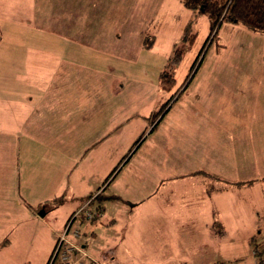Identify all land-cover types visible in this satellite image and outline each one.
I'll return each instance as SVG.
<instances>
[{
  "label": "crops",
  "instance_id": "0c3cea01",
  "mask_svg": "<svg viewBox=\"0 0 264 264\" xmlns=\"http://www.w3.org/2000/svg\"><path fill=\"white\" fill-rule=\"evenodd\" d=\"M192 17L183 0H0V237L19 233L29 245L44 239L41 253L46 261L61 229H55L58 220L53 226L41 221L38 213L43 207L44 219L65 203L72 207L71 214L98 190L105 202H117L120 192L130 191V205L140 204L145 199L141 183L137 186L127 176L137 171L141 179V172L152 165L160 171L153 205L156 233L166 241L187 227L197 228L201 205L192 207L187 204L191 196H178L168 172L167 159L172 155L185 153L183 161L192 163L190 153L181 152L176 142L183 125L187 148L201 157L198 170L211 171L217 165L215 170L222 172V187L216 192L221 207L214 217H224L223 224L208 227L222 231L223 226L225 232L260 230L253 217L259 209L264 212V187L256 195L257 207L250 204L249 195L254 196L260 180L264 182V172L237 178L236 170L264 171L262 163L251 165L242 149L248 139L252 143L248 132L255 133L249 127L252 115L246 112L250 109L256 115L248 96L257 94L263 78V82L245 79L248 87L239 77L237 83L223 79L241 74V69L197 67L180 107L187 114H175L166 122L167 114L154 130L165 122L166 129L148 143L149 134L131 150L151 129V116L161 104L160 73ZM34 31L37 44L9 41L12 33L16 39ZM243 85L248 89L243 91ZM241 97L247 99L243 104ZM198 119L202 131L200 126L192 129ZM253 126L255 130L257 125ZM127 151L132 153L130 159L107 181ZM130 162L126 175L120 174ZM241 219L250 222L242 226ZM256 240L262 241L258 247L264 261V236Z\"/></svg>",
  "mask_w": 264,
  "mask_h": 264
},
{
  "label": "rangeland",
  "instance_id": "374dc122",
  "mask_svg": "<svg viewBox=\"0 0 264 264\" xmlns=\"http://www.w3.org/2000/svg\"><path fill=\"white\" fill-rule=\"evenodd\" d=\"M193 27L194 31L197 32V38L195 44L186 49L184 59L176 70L178 85L184 82L199 51L202 49L204 42L210 34V21L208 15L204 12L199 14L195 19ZM34 33L35 31L33 34L23 33L24 37L16 39H14V34L12 33V39H9V41L19 42L26 39L28 43L33 42L34 45L37 44V36H35ZM181 43L178 44V46L181 45ZM203 57L200 66L241 69V74L223 75V79L231 78V82L234 81L237 83L236 78L239 77L243 80L242 83L247 84L245 79L256 77V81L263 82L261 78L264 79V31L254 30L242 22L226 20L218 29L214 42L205 50ZM250 70L252 72L255 71L256 74H244L245 71ZM200 76L201 74L199 73L198 77ZM249 86L250 85H248V87ZM245 89L246 86L243 85L242 90L244 91ZM161 93L164 97L162 100L166 101L169 95L163 92ZM181 96V98L179 97V99L174 102L168 112L170 116L168 119L166 118V122L174 117L175 114H187L186 111H180L183 100H185L184 94ZM248 98L252 110L254 109L256 112V115H254V112L250 109L246 111L249 115H252V117H250L249 127H251L252 132L255 131V133L251 136V132H248L247 137H252V143H249L250 140L248 139V142L245 141V143H248L247 146L242 149L246 151L245 157L251 165L262 163L264 166V82L259 84L257 94H250ZM246 100V98L241 97L242 104ZM200 120L201 119H198L192 122V129L197 130L200 126L202 131V122ZM166 122L162 123L157 130L151 133L147 140L148 143L150 140L157 137L163 129H166L164 128ZM254 124L257 125L255 130ZM150 130L151 129L145 132L146 136ZM185 130L186 125H183L182 133L177 136L176 142L181 152L190 153L188 155L192 157V163L183 161L187 155L185 153L172 155L170 160L167 159L170 167L168 172L174 177L172 181H176L177 195L180 196L181 194H185L188 196V199L189 196H191V201H188L187 204L192 207L201 205L200 209L203 210V215L202 218H200V226L197 228L194 227L193 230L187 227V230L185 228L187 225L183 224L186 230L170 235L171 239L164 241L165 236L161 234V232L156 233L155 231L153 218V205L156 192L155 177H157L156 175L157 173L159 174L160 171L153 165L150 166V169L147 167L146 170L141 172V179L137 171H131L127 179L130 181L132 180L137 186L141 183V191L144 192V197H142L145 199L141 201L140 204L131 206L128 195H131L132 192L123 191L120 192L121 197L117 202H105L104 200V206L107 207L106 213L97 215L92 220L94 223L89 221L75 223L74 228L81 231L80 237H78L76 241L74 240L78 247L77 258L81 259L83 264H214L218 262H224L225 264H256V258L253 254L252 236L256 233L257 238L259 236H264V212L262 209H259L257 213H254L253 217L260 223V230H258L257 227L250 229L242 228L241 230L230 228L228 232H225L223 226L222 231L217 230L215 226H213L215 227L214 229L208 227L209 223L210 225L214 222L223 224L224 217H214L218 212L217 206L219 205V207H221V200L218 198L219 196H216V192L222 187L223 182L220 180L222 172L220 170H215L217 165H215L214 168H210L211 171L198 170L197 164H201V157L195 155L197 152L187 148L188 139L185 137ZM191 142L193 143L194 140H191ZM193 144L197 148H200L199 144ZM133 149L135 150L136 148H132L131 150ZM131 154L130 151L129 153L127 151L121 154L115 162L113 169L116 166H122L124 163V161L122 163V160ZM138 155L139 153L133 160L131 159L134 163H136ZM166 158L168 157H163V160H166ZM119 162L122 164H119ZM165 162L163 161L162 163L165 164ZM131 165L132 162H130L126 170H123L120 174L125 171L126 175ZM262 170L248 171L237 167L236 177L243 178L246 174H260L264 172ZM263 187L264 182L260 180L253 188L254 196L249 195L251 200H254L249 201L246 195L245 200L257 207L259 201L256 195L260 193ZM231 188L232 186L228 187V189ZM236 191L243 194L240 189H236ZM99 193L103 192L98 190L91 196H97ZM108 194L109 193H106L105 196L107 197ZM222 200L228 204L227 199ZM232 202H234V200H232ZM67 205H69V203L63 204L54 213H50L48 218L45 217L44 219V217H41V221H48L49 224L53 226L52 224L58 220L61 226L60 224H56L55 229L57 231L61 229L59 231V233H61L64 226L62 223L63 219L69 217L72 209L70 206L66 208ZM57 206H60V204ZM89 208L95 209L96 205L90 206ZM222 210L227 211V209ZM190 220L187 222H192V219ZM178 221L180 222V218ZM194 221H196V218ZM249 222V219H241L242 226H246ZM37 227H39V225H37ZM58 235L56 238H58ZM0 238L2 240L0 243V264H47L48 259L43 261L41 253L45 252L44 239L39 243L37 242V244L32 242V244L29 245V240L25 237H21L19 233L3 234ZM256 241L257 244L261 245L262 241ZM72 258H75V256L72 255ZM234 259H239V261L234 262Z\"/></svg>",
  "mask_w": 264,
  "mask_h": 264
},
{
  "label": "trees",
  "instance_id": "16d2710c",
  "mask_svg": "<svg viewBox=\"0 0 264 264\" xmlns=\"http://www.w3.org/2000/svg\"><path fill=\"white\" fill-rule=\"evenodd\" d=\"M183 2H184V6L193 12V17L189 20V22L185 26L184 38H183L181 45L175 48L173 56L170 58L167 65L160 73L159 86L161 90L160 91L161 104L151 116V121H152L153 126L150 132L148 133V135L151 134L152 131L155 129V127L164 119V117L168 114L171 107L173 106L174 102L178 100L179 97L182 95V93L185 91L187 83L191 80L193 71L194 69H196L195 67H199L202 64V61L204 58L203 54L205 50H207L208 47L214 42L216 35H217V31L224 21L227 20V21H232V22H242L245 25L253 28L254 30L264 31V0H183ZM202 12L206 13L209 17L210 34L208 38L206 39V41L204 42L202 49L199 51L198 56L195 59L191 67V70L189 74L187 75V77L185 78L184 82L181 85H178L177 79H176V70L184 59L186 49L192 47L195 44V41L197 38V32L194 31L193 26H194L195 19ZM1 36L2 35H1V24H0V41L2 38ZM145 45L147 47L150 46L148 41L145 42ZM161 92L169 95V98L166 101L162 100V98L164 97ZM148 135L146 136L144 134L143 137H141L135 143L134 148H136L140 142L141 143L144 142L146 138L148 137ZM130 157L131 155H128L127 157H125V159H123V161L126 159H130ZM118 169L119 167L115 168L113 173L107 178V181H109L110 178H112V176L114 177ZM237 184H241V183H237ZM88 199L89 200L92 199L91 206L96 205V208L93 210H95L97 215L101 213L102 214L105 213L104 206H103V201L105 197L102 193L97 194V196L96 195L90 196ZM56 204L58 205L60 203L57 202ZM74 212L75 211H73L69 215V217L67 218L65 222V225L67 221L71 218V216L74 214ZM91 223H94V222L91 221ZM255 240H256V236H254L252 239L253 253L258 259L257 263L264 264V261L260 258L263 252L259 249L258 244L256 243ZM57 241H58V238H56L55 240L53 250L55 248ZM72 255L75 256V258H72V259L76 260L78 257V252ZM49 259H48V262H49ZM216 264H225V263L218 262Z\"/></svg>",
  "mask_w": 264,
  "mask_h": 264
},
{
  "label": "built area",
  "instance_id": "2783aa9c",
  "mask_svg": "<svg viewBox=\"0 0 264 264\" xmlns=\"http://www.w3.org/2000/svg\"><path fill=\"white\" fill-rule=\"evenodd\" d=\"M92 204V199L87 200L86 203L77 209L71 218L67 221L64 229L58 237V241L54 248V253L51 254L48 264H82L81 259H72V254L78 252L76 246V239L80 237L81 231L75 229V223H82L84 221L91 222L96 216L95 210L89 208Z\"/></svg>",
  "mask_w": 264,
  "mask_h": 264
},
{
  "label": "water",
  "instance_id": "95a60500",
  "mask_svg": "<svg viewBox=\"0 0 264 264\" xmlns=\"http://www.w3.org/2000/svg\"><path fill=\"white\" fill-rule=\"evenodd\" d=\"M46 215V211L45 208L43 207L40 211H39V216L40 217H44Z\"/></svg>",
  "mask_w": 264,
  "mask_h": 264
}]
</instances>
